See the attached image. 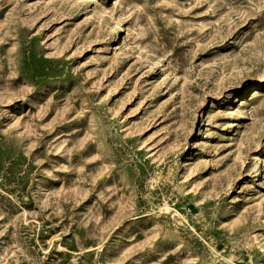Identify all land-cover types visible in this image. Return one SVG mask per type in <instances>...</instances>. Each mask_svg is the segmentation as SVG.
Masks as SVG:
<instances>
[{"label": "rangeland", "instance_id": "1", "mask_svg": "<svg viewBox=\"0 0 264 264\" xmlns=\"http://www.w3.org/2000/svg\"><path fill=\"white\" fill-rule=\"evenodd\" d=\"M0 264H264V0H0Z\"/></svg>", "mask_w": 264, "mask_h": 264}]
</instances>
